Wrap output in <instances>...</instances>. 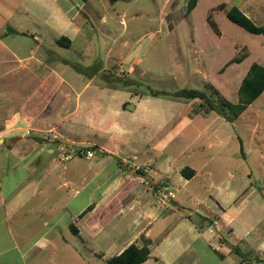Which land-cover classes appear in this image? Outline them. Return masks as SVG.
<instances>
[{"label":"crops","instance_id":"crops-1","mask_svg":"<svg viewBox=\"0 0 264 264\" xmlns=\"http://www.w3.org/2000/svg\"><path fill=\"white\" fill-rule=\"evenodd\" d=\"M84 1V5L91 2ZM202 5L209 26V16L225 12L227 17L228 11L236 7L256 26L264 27V0H197L189 14ZM78 15L77 12L74 20ZM78 31L80 27L74 21V32ZM219 31L217 36L223 38L224 31ZM255 36L262 38L253 43L238 41L248 50L242 57L235 56L238 43L232 41L235 55L217 70L220 76L235 73L231 77L234 101L224 92L228 84L214 86L234 105L239 103V89L251 66L264 67V34ZM236 57L239 61H232ZM74 71L84 76L82 69ZM89 84L78 92L74 85L76 109L69 122L74 124V134L71 132L68 140L61 138L75 157L66 162L59 159L58 163L55 152L62 150L63 143L53 147L39 140L41 147L36 151L13 156L17 163L8 169L7 177L22 170L23 179L4 189L0 178V264H105L132 244L141 247L144 239L151 243L149 258L142 264H264V228L256 234L247 231L244 245L234 225L236 215L232 216V210L246 190L240 197L238 191L216 182V172L209 169L215 165L212 161L220 160L229 140L240 143L237 157L248 161L254 156L251 149H244L233 122L248 113L261 118L264 92L233 121L208 105L209 110H195L190 103L170 100L174 114L163 124H145L144 128L150 125L154 129L151 139L135 149L119 125L96 124L90 117L88 124L77 122L82 114L83 91ZM158 100L141 96L135 110H150ZM108 111L104 108L103 113ZM62 127L56 125L50 132L64 131ZM83 127L109 137L91 142L94 139L81 137ZM14 136L4 135L2 139ZM23 139L24 136L18 142ZM81 150L97 154L92 158L81 155L73 163ZM130 158L135 162L131 163ZM1 160L0 157V176ZM62 163L66 165L60 168ZM139 165L149 166L150 170L135 171L134 166ZM171 186L180 188L183 200L176 201ZM162 190L172 192L174 197L163 199ZM259 224L254 221L250 228Z\"/></svg>","mask_w":264,"mask_h":264},{"label":"rangeland","instance_id":"rangeland-1","mask_svg":"<svg viewBox=\"0 0 264 264\" xmlns=\"http://www.w3.org/2000/svg\"><path fill=\"white\" fill-rule=\"evenodd\" d=\"M84 2L0 0V139L4 135L24 136L18 143L0 141V178L4 189L25 175L19 170L7 177L8 169L17 163L13 161L15 154L36 151L41 147L39 140L53 147L63 143L61 147L66 148L61 138L68 140L70 133L74 134V124H69L76 109L74 85L78 92L90 82L83 91L82 114L77 122L88 124L90 117L96 124L119 125L132 140L131 147L139 149L154 131L150 125L144 128L145 124H163L174 114L168 101L190 103L195 110L208 109L204 101L176 94L197 90L220 104L223 96L216 93L215 87L228 84L229 89L224 88V92L234 101V71L220 76L217 70L235 55L232 41L253 43L262 38L232 24L225 12L213 18L224 31L223 38H219L207 23L204 6L189 14L188 0H91L87 5ZM74 21L80 27L79 33L74 32ZM65 37L66 41L60 44L59 40ZM246 54L247 47L238 43L235 56ZM74 66L78 71L82 69L85 77L75 73ZM141 96L159 100L150 110H135V102ZM104 108L109 109L106 114ZM259 116L258 119L248 113L233 122L244 149H251L254 156L248 161L237 157L240 143L233 139L225 145L220 160L209 166L216 172L215 181L219 184L238 191L240 197L246 190L232 210L244 245L247 231L256 234L264 228V113ZM56 125L63 126L64 131L50 132ZM81 137L94 139L93 142L109 135L99 130L92 133L83 127ZM87 146L95 149L91 144ZM63 153L55 152L56 162H66ZM66 153L72 159L75 157L73 150ZM76 155L73 163L81 156L79 152ZM133 159L130 158L131 163L135 162ZM143 167L150 170L149 166ZM171 187L176 201L183 200L185 195L180 188ZM254 221L261 224L251 229Z\"/></svg>","mask_w":264,"mask_h":264},{"label":"trees","instance_id":"trees-1","mask_svg":"<svg viewBox=\"0 0 264 264\" xmlns=\"http://www.w3.org/2000/svg\"><path fill=\"white\" fill-rule=\"evenodd\" d=\"M197 4V0H189L187 5V11L191 12ZM227 17L230 21L242 27L249 33L260 35L264 34V27L256 26L248 17H246L239 9L236 7L231 8ZM208 22L215 33L219 34V28L217 23L214 21L212 16L208 17ZM65 38H61L59 43H63L66 41ZM234 62L239 61V58H234L232 60ZM76 70L79 68L74 66ZM264 92V67L259 66L257 64H253L244 78L240 89H239V103L234 105L227 101L224 97H221V103H216L204 92L197 90H184L176 96L183 97L189 100H201L204 101L211 110L217 112L222 115L229 121H233L245 108L247 105L255 101L262 93ZM217 94L219 92L216 91ZM226 108H229L230 111L227 112ZM190 172L194 173L192 170L188 169ZM182 174H185V170L182 171ZM151 241L148 239L143 240L142 246H137L132 244L125 251H123L120 255L115 256L109 259L105 264H142L144 263L150 255V245Z\"/></svg>","mask_w":264,"mask_h":264},{"label":"built area","instance_id":"built-area-1","mask_svg":"<svg viewBox=\"0 0 264 264\" xmlns=\"http://www.w3.org/2000/svg\"><path fill=\"white\" fill-rule=\"evenodd\" d=\"M69 150L66 148H62V152H64L62 154V159H64L65 161H69L71 158V156L67 155L66 152H68ZM80 154L83 155V156H86L88 158H92L94 157L95 155V152L92 151V150H81L80 151ZM134 169L135 171H138V172H144L146 171V169L148 170L149 168L148 167H143V166H134ZM161 197L163 199H166V198H173L174 197V194L172 192H167L166 190H162L161 191ZM217 224V223H215Z\"/></svg>","mask_w":264,"mask_h":264},{"label":"water","instance_id":"water-1","mask_svg":"<svg viewBox=\"0 0 264 264\" xmlns=\"http://www.w3.org/2000/svg\"><path fill=\"white\" fill-rule=\"evenodd\" d=\"M21 139H22V136H14V137H12L10 139H6V140L0 139V141L2 142V144L3 143L12 144V143H15V142H17L18 140H21Z\"/></svg>","mask_w":264,"mask_h":264}]
</instances>
